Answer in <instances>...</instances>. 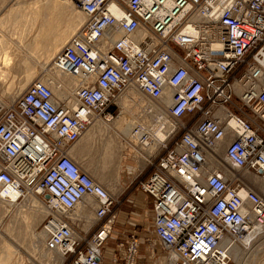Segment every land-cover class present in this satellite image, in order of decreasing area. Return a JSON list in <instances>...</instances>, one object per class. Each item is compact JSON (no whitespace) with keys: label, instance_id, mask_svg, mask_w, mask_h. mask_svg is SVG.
<instances>
[{"label":"built area","instance_id":"obj_1","mask_svg":"<svg viewBox=\"0 0 264 264\" xmlns=\"http://www.w3.org/2000/svg\"><path fill=\"white\" fill-rule=\"evenodd\" d=\"M66 1L86 18L52 67L79 81L70 98L40 79L0 97V200L42 195V247L60 264H102L105 250L110 264H136L134 230L105 248L120 202L72 155L131 87L144 113L165 119V138L149 137L157 149L139 152L137 164L149 172L137 186L154 242L167 264H233L231 245L264 229V195L245 176L264 182V0ZM80 201L94 213L90 232L72 217Z\"/></svg>","mask_w":264,"mask_h":264},{"label":"rangeland","instance_id":"obj_2","mask_svg":"<svg viewBox=\"0 0 264 264\" xmlns=\"http://www.w3.org/2000/svg\"><path fill=\"white\" fill-rule=\"evenodd\" d=\"M31 1L34 0H0V32H3L6 38L10 41L9 46L12 48L15 47L14 43L18 40V42L24 44L25 39L21 37L24 33H20L21 36H18L19 34L15 33L14 29L17 28L10 26L13 23H11L7 14L10 11H14V9L16 10L25 7V5ZM68 3L71 5L70 2ZM45 6H48V4ZM31 8L35 10V12H31L28 14H25V12L24 14H17L21 16L20 22L16 19L15 26L18 27L22 32L25 31V34H27L28 37L26 38V42L29 45L31 44V42L34 44L35 35H38V40H40L41 38V42L43 43L52 41L54 33L63 30L61 27V23L58 22V24H56V22H54L53 24L55 25V27H53V29L50 27V30H47L48 34L47 32L46 34L43 33L42 29H39V32L43 35L39 34L38 31L36 32V30L33 29L34 27L31 26L32 21L30 22L29 20L42 19V17L47 13L41 11L43 7L37 5H34ZM37 8L38 11H36ZM54 13L56 12L54 11ZM25 15L26 17H24ZM31 17H33V19H30ZM77 30L78 28H74V30L70 31L66 35V37H64L62 42L65 43V41H67L69 37L72 36ZM44 36H47V38ZM66 38L68 39L66 40ZM62 42L61 44L63 45L64 43ZM61 44L58 45L55 55L61 48ZM45 49L47 48L45 47ZM21 50L22 52H17V50L13 48V51L11 53H14L16 55H14L13 57L21 59L22 56L25 55V51L22 47ZM45 53L46 51L41 54V56L33 55L32 53L30 54L31 57H29V62L30 64L35 66V70L33 76H27L28 78L19 77V75L23 72V68L20 65L22 63L20 62L21 60H17L13 63V65L10 64V66L8 67H12L10 73L7 76H0V97L7 100L16 98L24 91L26 84L35 79H40L43 81L51 80L53 86L54 84H58L62 86L64 90L66 89L65 94H68L69 96V93L71 92L67 91H70L72 89L75 79L73 78L74 80H72L71 87H69L68 89L65 82L66 79H63V77L59 73H56L57 70L52 67L53 58L46 65H42L37 61V59H40L39 57L43 58L45 56ZM47 70H49L48 73L46 72ZM46 73L47 75L42 76ZM23 83L24 87L21 90H18L16 87L20 88ZM11 87L12 92L8 90V88L11 89ZM3 90L5 92H2ZM124 93L125 92L119 95L117 99V105L112 104L110 107H108L109 111L114 112L115 117L119 113L126 111L125 115H127V117L125 118V121H123L118 126L114 125L117 129L123 130V128L125 127L128 129H132L133 127L141 125L143 128L151 127V130L154 131L156 127H159L161 120L160 123H157L159 119L154 122V118H152V120L150 116L144 113L142 109L139 108V105L136 104L143 103L145 100H137L136 97H138L139 94H137V96L135 94V98H132V100L128 101L126 104L124 103L121 105L119 103V100L124 97ZM101 123H103L101 124L102 130H99V132L91 134L90 131H92V127L90 126L89 128H87V130L83 133V136H81L78 142L73 146L72 154L74 152L79 154L80 159L77 160H80V162L83 163V167H86L93 179L103 185L108 190V192L111 195L117 197L120 202L116 208L117 221L113 229L115 233L113 234V237L108 240L105 248L108 247L110 249L111 247H113L116 241L115 237L118 236L120 232L124 230L126 231L129 227H132L133 230L141 238L136 264H167V252L157 242H154V237L151 233L152 213L150 211L151 206L149 198L144 193H142L137 186L138 181L144 179L149 173L147 169H143L142 172L137 171V164H139L138 158L140 157L139 152H155V149H157V147L152 144V146H146L145 148H142L139 144L132 143L123 135H121L110 123H106L103 121H101ZM105 125H107L108 128H105ZM148 138L149 137H147L146 140ZM106 141H111L114 144L123 142L127 145V147L122 152H118L120 153V155H118V153H113L111 157L109 156V153H103V145ZM141 162L142 163L140 164H143V161ZM140 164L139 166H141ZM105 165L108 167H106ZM109 168H112L115 171H112L111 169L109 170ZM254 185L261 191L260 185L258 186V184L256 183H254ZM261 194L264 195V192L261 191ZM38 198L39 200L35 197V195L28 192L25 193V195L20 200H18L16 204H10V206H7L5 203H3L5 204L3 206L2 202H0V251L4 247L2 245L6 243H9L10 245L12 244L14 247H11H13V249H17V252L14 254L15 257L13 256V261L11 262V264H48V262L51 264V262L54 260L52 258L51 260L46 261L47 258L45 259V257L47 253V255H51L52 257L57 258L56 256L58 254H54L53 252H48L43 249V237L41 239L37 237V240L36 238L32 237L33 231L36 234L42 231V225L47 215L46 209L44 208L45 205L43 203L42 195H40ZM83 203L85 204V202H82L81 205ZM43 208L45 209V212H39ZM132 212H134V214ZM71 213L72 217L76 219L75 222L77 223V228L80 231H91L94 215L90 208L86 214V212L81 211L80 206H76ZM122 216L124 217V220L122 219L124 222L121 223L120 220ZM128 221L132 223L131 226H128ZM117 232L119 234H117ZM250 234H253V232H251ZM252 236L253 235H250V240L248 239V242L243 241V243H234V246L231 249L233 264H264V232L262 234H256L254 237ZM31 242H33L34 245H32ZM104 255L105 256L103 257L102 264H110V257L107 255L106 250L104 251Z\"/></svg>","mask_w":264,"mask_h":264},{"label":"bare ground","instance_id":"obj_3","mask_svg":"<svg viewBox=\"0 0 264 264\" xmlns=\"http://www.w3.org/2000/svg\"><path fill=\"white\" fill-rule=\"evenodd\" d=\"M32 2V1H31ZM28 5V4H27ZM52 5H53V7H52V10H56L55 12H57V13H55V14H53L52 13V11L51 10H49V18L47 19L48 20V22H47V25L49 26V21L51 22V21H53L54 20V18H55V20H57V22H56V24H58V22L59 23H62L63 24V27H64V29L63 30H61V31H59V32H57V33H54L55 35H54V37H53V40L52 41H50V44L48 45V47H47V49H46V53H45V56H44V60L45 61H48L49 59L51 60V58H53L54 57V55H55V53H56V49H57V47H58V45L59 44H61V42H62V40L64 39V37H66V35L72 30V29H74L75 27H77V26H79L80 25V23H81V21L84 19V17L83 16H81V14H80V12H78V11H74L73 10V7L68 3V1H66V0H53V3H52ZM113 7H115V6H113ZM113 7H112V11H113V13L114 14H116V15H118L117 13H118V11H114V9H113ZM26 9V8H25ZM10 13V12H9ZM21 16V15H20ZM31 16V15H30ZM42 16V15H41ZM25 17V16H24ZM45 19V18H44ZM23 21V20H22ZM55 22V21H54ZM5 23V22H4ZM9 23V22H8ZM41 23V22H40ZM42 23H43V21H42ZM34 24V23H33ZM5 25V24H4ZM39 25V24H38ZM43 25V24H42ZM42 25H41V27H42ZM36 26V25H35ZM53 26H54V24H53ZM52 27V26H51ZM18 28V27H17ZM38 28H40V27H38ZM50 26L49 27H47L46 29L49 31L50 29ZM43 29L44 28H42V31H43ZM52 29H53V27H52ZM17 30V29H16ZM45 30V29H44ZM46 30V32H47V34H48V31ZM52 31V30H51ZM33 32V31H32ZM44 32V31H43ZM46 32H44L45 34H46ZM1 34V33H0ZM18 34V33H17ZM44 34V35H45ZM2 35V34H1ZM43 35V34H42ZM3 36V35H2ZM37 36L38 35H35V39H34V47H33V49L32 48H30V49H32L31 50V53L33 54V55H40L41 56V53L43 52H39V50H38V46H40V43H43V42H41V38H40V40H38V38H37ZM48 36V35H47ZM47 36H44V37H46L47 38ZM52 37V36H51ZM28 38V37H27ZM49 38H50V35H49ZM68 38H66V40H67ZM43 40V39H42ZM19 41V40H18ZM22 41V40H21ZM45 41V40H44ZM66 42V41H65ZM27 43V42H26ZM48 43V42H47ZM62 43H64V42H62ZM39 44V45H38ZM25 45V44H24ZM62 45V44H61ZM18 46V45H17ZM43 47V46H42ZM41 47V48H42ZM44 47H45V45H44ZM25 49V48H24ZM12 50H13V48H12ZM16 50H18V49H16ZM8 51V50H7ZM28 51H30V50H28ZM59 51V50H58ZM10 52V51H9ZM58 53V52H57ZM4 54H5V52H4ZM7 54V53H6ZM5 54V55H6ZM13 55H14V53H13ZM32 55V56H33ZM9 56V55H8ZM8 56H4L5 57V59H6V57H8ZM30 56V55H29ZM9 58H11V56H9ZM4 59V58H3ZM12 59V58H11ZM8 61H10V60H8ZM4 62H5V60H4ZM3 62V63H4ZM11 62V61H10ZM8 63V62H7ZM10 64V63H9ZM44 64V63H43ZM42 64V65H43ZM4 65V64H3ZM26 64H24V66H25ZM32 65V64H31ZM9 66V65H8ZM7 66V67H8ZM2 67V66H1ZM35 67V66H34ZM4 68V67H3ZM6 68V67H5ZM56 69V68H55ZM2 70V69H1ZM1 70H0V74H1ZM57 70V72L56 73H59L62 77H63V79L65 78L66 79V86H67V88L69 89V87H71V83H72V80H74V83H73V87L72 88H75V86H76V84H77V81H79L78 79H76V78H74L73 76H71V75H67V74H65V73H63V72H61L60 70H58V69H56ZM3 73H4V70H3ZM24 73V72H23ZM5 74V73H4ZM3 74V75H4ZM8 74V73H7ZM31 74V73H30ZM27 75H28V73H27ZM26 75V76H27ZM56 75H58V74H56ZM0 76H2V75H0ZM24 76V75H23ZM22 76V77H23ZM29 77V76H28ZM27 77V78H28ZM58 77V76H57ZM24 78H25V76H24ZM26 78V79H27ZM61 78V77H60ZM74 78V79H73ZM2 79V78H1ZM21 79V78H20ZM49 79V78H48ZM62 79V78H61ZM45 80V79H44ZM50 80V79H49ZM26 81V80H25ZM43 81V80H42ZM22 82V81H21ZM20 82V83H21ZM49 82H52L51 80L49 81ZM11 83H12V80H11ZM10 85V84H9ZM24 83L21 85V87L20 88H18V87H16L18 90H21L24 86ZM54 86H55V84H54ZM12 87H13V85H12ZM12 87H11V89H9L8 88V90L10 91V92H12ZM15 88V87H14ZM133 88H129L128 89V92L129 93H127V95L128 96H124L121 100H119V102L121 103V105L122 104H126L128 101H130L129 100V98H135V93H134V91L132 90ZM65 91H66V89L64 90H61L60 92H59V94H60V96H65L66 98H70V95H71V93H69L70 95L68 96V94H65ZM2 92H5L4 90L2 91ZM9 92V93H10ZM4 95V94H3ZM68 96V97H67ZM170 96V91L168 92L167 91V97H169ZM137 99L138 100H140V101H142L143 99H144V97H137ZM12 100V99H11ZM166 101H169L168 99L166 100ZM120 105V104H119ZM123 110V109H122ZM155 112H157L158 110H154ZM125 112L126 111H123L122 113H119L114 119V125H119V124H121L123 121H125V118L127 117V115H125ZM160 120H161V123H160ZM113 121V120H112ZM111 121V122H112ZM127 121H128V119H127ZM111 122H109V123H111ZM157 123H160V125H159V127H156L155 129H154V131H152L151 130V127H147V128H143L141 125H138V126H136V127H133L132 128V131H131V134H132V136L133 137H135L136 138V140H137V143L141 146V147H143V148H145L146 147V145H149L150 143H148V142H146L147 140H146V138L147 137H154V140H158V141H162L164 138H165V136H166V131L164 130V128H163V124L165 123V119H164V117H160V119H159V121L157 122ZM102 124V123H101ZM155 124V123H154ZM130 126H131V124H130ZM156 126V125H155ZM106 127V126H105ZM95 128V127H94ZM97 128V127H96ZM99 128V127H98ZM100 128H101V126H100ZM128 129V128H127ZM102 130V129H101ZM130 130V129H129ZM94 131V130H93ZM145 141V142H144ZM108 142V141H107ZM110 145H111V143H110ZM155 145V144H154ZM107 146V145H106ZM106 146H105V148H106ZM114 146V145H113ZM115 146H117V145H115ZM157 147V146H156ZM117 148V147H116ZM113 151V150H112ZM105 152V151H104ZM73 154H75V152L73 153ZM119 155H120V153H119ZM112 157V156H111ZM78 158V157H77ZM105 164V163H104ZM106 166V165H105ZM116 166V165H115ZM248 179H250L253 183H256V184H258V186L260 185V189H261V191H263L264 192V182L262 181V180H260L259 178H256V177H252L251 175H249V174H246L245 175ZM105 182V181H104ZM261 182H262V184H261ZM13 200L14 199H16L17 198V196L19 195V193H18V191H15V190H9L8 191V193H7ZM240 194L241 195H243V192L242 191H240ZM85 201H87V202H89V200L88 199H86ZM0 202H2V204L3 203H5L7 206H10V204H14V202H11V201H9V200H5V199H1L0 200ZM83 201H80V202H78L76 205H75V207L77 206H80V208H81V211H83V212H86V214H87V211H89V208L90 207H88V206H86L84 203L81 205V203H82ZM5 204H3V206L5 205ZM247 205V204H246ZM2 206V205H1ZM248 206V205H247ZM74 207V208H75ZM2 208V207H1ZM4 208V207H3ZM73 208V209H74ZM72 209V210H73ZM91 209V208H90ZM8 210V209H7ZM45 209L43 208L42 210H40L39 212H41V213H43V212H45L44 211ZM86 210V211H85ZM92 210V209H91ZM77 212V211H76ZM92 213H93V210H92ZM32 214H33V212H32ZM89 214V213H88ZM93 215H94V213H93ZM39 216V215H38ZM37 216V217H38ZM89 216H90V214H89ZM91 217V216H90ZM87 220H88V218H87ZM8 232V231H7ZM251 232H253V234H247V235H245L244 236V239H243V241L245 242V241H249L250 240V235H256V233L257 234H262L263 232H264V229H253ZM45 236V233L43 232V231H41V232H39L38 234H36L34 231L32 232V237H34V238H36V240H37V237H39L40 239L43 237L44 238V236ZM1 238V237H0ZM249 239V240H248ZM4 240V239H3ZM35 240V239H34ZM5 241V240H4ZM39 241V240H38ZM223 243L224 244H228L229 242H230V239L227 237V236H225L224 238H223ZM3 243H5V242H3ZM32 243V245H34L33 244V242H31ZM36 243V242H35ZM37 244V243H36ZM2 246H4L3 248H2V250L0 251V264H11V262L13 261V256H14V254L17 252V249H13V245L11 244H9V243H6V244H4V245H2ZM11 246H13V247H11ZM233 246H234V244H232L231 245V248H230V251H231V249L233 248ZM238 247V246H237ZM1 249V248H0ZM35 251V250H34ZM45 254V253H44ZM48 254V253H47ZM46 254V257H45V259H46V261H48V260H51L52 258H53V260L54 261H50L51 262V264H59V262H60V259H61V256H56L57 258H54V257H52L51 255H47ZM19 256V255H18ZM15 257V256H14ZM43 260V259H42ZM14 261H17V260H14ZM48 264H50L49 262H48Z\"/></svg>","mask_w":264,"mask_h":264},{"label":"crops","instance_id":"obj_4","mask_svg":"<svg viewBox=\"0 0 264 264\" xmlns=\"http://www.w3.org/2000/svg\"><path fill=\"white\" fill-rule=\"evenodd\" d=\"M39 1H41V2H39ZM52 3H53V0H34V1H32V2H28L26 5H25V7H26V9H25V7H22V8H19V9H14V11H10V13H8L7 14V16H9V20L11 21V23H13L12 25H10V26H13L14 28H17L16 26H15V21H16V19H17V21L19 20V22H20V15H17V14H20V13H22V14H24V12H25V14H28V13H31V12H35V10H33L31 7L32 6H34V5H37V6H40V7H43L42 9H41V11H44V12H46L47 14L46 15H44L43 17H42V19H33V17H31L30 19H33V20H29L30 22L32 21V24H31V26L32 27H34L33 29H35L36 30V32L38 31V33L39 34H42V33H40L39 32V29L41 30L42 28H47V27H55V25L53 26V23H54V21L55 22H57V20H55V18H54V20L53 21H49V26L47 25V22H48V18H49V13L52 11V13L53 14H55L54 13V11H56V10H52V7H53V5H52ZM48 4V6H45V5H47ZM50 5V6H49ZM71 6L73 7V5L71 4ZM13 10V9H12ZM49 10H51L50 12H49ZM73 10L75 11H78V12H80V14H81V16H83L84 17V19L81 21V23H80V25L79 26H77V27H75V28H80L81 26H82V24L84 23V21H85V18H86V16L84 15V13L83 12H81L80 10H78L76 7H73ZM36 11H38V8H37V10ZM57 13V12H56ZM56 15V14H55ZM32 16V15H31ZM25 17H26V15H25ZM45 18V19H44ZM42 21H43V23H42ZM41 22V23H40ZM34 23V24H33ZM51 23V24H50ZM39 24V25H38ZM43 24V25H42ZM36 25V26H35ZM41 25H42V27H41ZM38 27H40V28H38ZM51 27V28H52ZM61 27H62V29H64V27H63V24L61 23ZM46 30L47 29H45V30H43L44 32H46ZM72 30H74V29H72ZM71 30V31H72ZM14 31H15V33H18L19 35L18 36H21V34H23V36H21L23 39H25L24 41H25V45L24 44H21L20 42H18L17 40V42H15L14 44V46L15 47H13V48H15V49H18L17 50V52L18 51H20V52H22V50H21V47L24 49V51H25V55H23L22 56V58L21 59H19V58H14L13 56L15 55H13L11 52L13 51L12 50V47H10L9 46V43H10V41L6 38V36L3 34V32H0L1 34H0V70H1V74L0 75H2V76H7L9 73H10V71H11V68L12 67H10V68H8L9 66H10V64L11 65H13V63L14 62H16L17 60H21L20 62H22L20 65L22 66V71L24 72H22V74H20L19 75V77H22L23 75L25 76V77H27V76H33V73H34V70H35V67H34V65H31L30 64V62H29V57H31V50L33 49V47H34V44L31 42V44L29 45V44H27L26 43V38H27V34H25V31L24 32H22L19 28H17V30L16 29H14ZM43 32V33H44ZM21 33V34H20ZM55 35V34H54ZM54 35H53V37H54ZM71 37V36H70ZM69 37V38H70ZM67 42V41H66ZM65 42V43H66ZM64 43V44H65ZM50 44V42H45V43H40V46H38V50H39V52L41 53L42 51V53L41 54H43L45 51H46V49H45V47L47 48L48 47V45ZM64 44L61 46V48L64 46ZM18 45V46H17ZM44 45H45V47H44ZM43 46V47H42ZM42 47V48H41ZM30 48H32V49H30ZM60 48V49H61ZM59 49V50H60ZM8 50V51H7ZM28 50H30V51H28ZM10 51V52H9ZM4 52H5V54H4ZM9 52V53H8ZM11 56V58H9V56ZM30 55V56H29ZM4 56H8V57H6V59H5V57ZM16 56V55H15ZM4 58V59H3ZM40 59H37V61L40 63V64H43V65H46L49 61H50V59L48 60V61H45L44 60V57L42 58V57H39ZM42 58V59H41ZM52 59V58H51ZM4 60H5V62H4ZM8 60H10V61H8ZM4 62V63H3ZM8 62V63H7ZM10 63V64H9ZM4 64V65H3ZM24 64H26L25 66H24ZM9 65V66H8ZM2 66V67H1ZM8 66V67H7ZM4 67V68H3ZM6 67V68H5ZM3 70H4V73H3ZM48 71L49 70H47L46 72L48 73ZM8 73V74H7ZM27 73H28V75H27ZM31 73V74H30ZM47 73L46 74H43L42 76H45V75H47ZM4 74V75H3ZM27 75V76H26ZM23 76V77H24ZM28 84V83H27ZM26 84V85H27ZM127 89H129V88H127ZM133 90V89H132ZM134 91V93L136 94V96H137V94H139V93H136L137 91H135V90H133ZM125 93H124V96H128L127 95V93H129L128 92V90H126V91H124ZM138 97H140V94L138 95ZM137 98V97H136ZM129 100H132V98H129ZM138 100V99H137ZM120 103V102H119ZM121 104V103H120ZM115 118V117H114ZM114 120L115 119H113V121L110 123L121 135H123L125 138H127L130 142H132V143H137V140H136V138L135 137H133L132 136V134H131V131H132V129H127L126 127L125 128H123V130H121V129H117L115 126H114ZM97 123H98V125H97ZM100 124V125H99ZM103 124V123H102ZM100 126H101V122H95L94 124H92L91 125V127H92V131H90V133L91 134H93V133H96V132H99V130H101V128H100ZM107 128H108V126L107 125H105ZM118 126V125H117ZM95 127V128H94ZM97 127V128H96ZM99 127V128H98ZM102 127V126H101ZM105 127V128H106ZM94 130V131H93ZM105 130H107V129H105ZM83 136V135H82ZM110 143H111V145H110ZM138 144V143H137ZM107 145V146H106ZM114 145V146H113ZM115 145H117V146H115ZM105 146H106V148H105ZM117 147V148H116ZM127 147V145L125 144V143H123V142H121V143H118V144H114L113 142H111V141H106L105 143H104V145H103V153H104V151L105 152H107V153H109L110 155L109 156H111L113 153H118V152H122L125 148ZM143 148V147H142ZM113 150V151H112ZM73 152V151H72ZM73 155V157L75 158V159H80L79 158V154H77L76 152H75V154H72ZM106 155V154H105ZM118 155H119V153H118ZM78 157V158H77ZM120 158V157H119ZM139 159V158H138ZM79 162H80V160H78ZM140 163H142L141 162V159H139V164ZM81 164L83 165V163L81 162ZM141 166H142V164H140ZM106 167H108V166H106ZM86 168V167H85ZM112 170V171H115L114 169H112V168H109V170ZM151 211V210H150ZM120 213V212H119ZM133 214H134V212H132ZM151 213H152V211H151ZM136 214V213H135ZM124 220V217L122 216V218H121V220H120V222L122 223V222H124L123 220ZM128 223V226L130 225L131 226V222H127ZM133 230V228L132 227H129L128 228V231H132Z\"/></svg>","mask_w":264,"mask_h":264},{"label":"water","instance_id":"obj_5","mask_svg":"<svg viewBox=\"0 0 264 264\" xmlns=\"http://www.w3.org/2000/svg\"><path fill=\"white\" fill-rule=\"evenodd\" d=\"M46 197H47V195H46Z\"/></svg>","mask_w":264,"mask_h":264}]
</instances>
